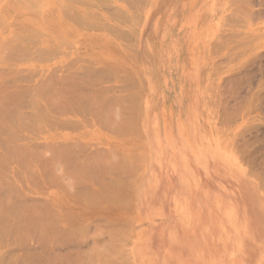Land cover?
Instances as JSON below:
<instances>
[{
  "label": "rangeland",
  "instance_id": "374dc122",
  "mask_svg": "<svg viewBox=\"0 0 264 264\" xmlns=\"http://www.w3.org/2000/svg\"><path fill=\"white\" fill-rule=\"evenodd\" d=\"M22 1L26 3L18 0H0V3H2L0 4V19L4 20V22H1L2 20L0 21V23H2V25H0V42L6 41L5 44H7L5 45L2 43L4 46L2 45L0 47L6 46L5 48H7L9 45L13 44L11 42L15 43L16 37L13 39V36H17V34L14 33L16 31H23L24 34L23 32L19 34L23 37L21 42L25 44V41H30L27 45H34L32 46L33 48L31 47L32 49L28 47L29 49H27V51H32L34 49L35 52H29L30 54L27 53L28 56H25V51V53H22L23 55L25 54L23 56L21 51H19L15 53V57H9L10 59L6 55L4 60H11V62L14 60L12 62L13 65H11V62H6L5 64V62L1 60L3 58L0 59V68L2 67L1 69H3H0V71L6 76L4 77L0 74V83L2 84H0V92L4 93L5 91V94H7V92H11L17 87L30 85L26 88L30 87L29 89H32V85H35L34 88L39 89L38 92L42 93L40 90L45 86V84L42 83L44 81L42 80L43 78L46 80L50 79L51 82L52 79L53 82L57 80V84H53V82L46 83V85L51 83L52 87H50L51 84L49 86L47 85L48 88L45 86L47 88L45 89L44 87V91L46 90L45 94L42 93L43 96L41 94L36 96V101L38 103L37 107L28 103L19 108L22 116H25L24 113L28 114V117L25 116L26 118H24H28V122L32 123V126L20 128L19 134L21 135L23 132L24 134L22 133L21 136L26 135V138L28 136L27 140L26 138L22 139L21 143H27L28 148L34 145V149L32 147V150L31 148L29 149V152L30 150L31 152L34 151V154L28 152V156H35V152L41 151L40 153L42 155L37 153L35 158H38L39 155V158L41 157L43 160L38 158L39 160L36 161L37 159L32 156L31 159L34 162L27 156L31 163L28 162L27 157L25 158L28 164L24 159H21L20 163L19 160L17 162L16 158L15 161L17 163L13 158L11 159L13 162L9 160V165L7 164L8 166H6L10 171H8L9 169H5L6 166L4 168V170L8 172V176L2 173L3 176L1 177H4V179L6 178L5 182L8 181L7 185H9L10 188L6 187L5 189L4 186L0 194H4L5 196V193L11 190L12 192H8L7 195L12 196V193L16 192L13 194V196H16L13 201L16 200L14 202L27 205L28 208L33 204L39 206L46 205L44 207L40 206L42 208H39V206L36 207V205V208L30 207L29 209L31 210L34 208L32 211L30 210V213L29 209L25 206L26 211L24 214L19 211L15 215H12L13 218H10V220L12 219L11 233L9 232L4 239L0 240V259L3 258V261L0 260V264H264V1L250 0L252 2L250 3L249 0H147L146 3L150 1L149 5L145 4V7L142 6V8H144L139 11L125 0H33L34 3L36 2V6H32L33 2L29 0ZM103 2L107 4L105 5ZM108 3L110 4L109 7ZM60 4L61 7L59 6ZM101 4L103 6H100ZM64 5H66V8L69 5L70 7L72 6V8L76 7L75 9L77 10L75 11L82 14L79 15V22L78 19H76L77 16L73 14V12H75L74 8L72 9L73 12H70L72 11L71 8H67L68 10L65 8L63 13ZM236 6H238L237 9ZM243 7H245L244 9L246 11L248 8L249 11L248 14L246 13L247 15H245ZM1 8L3 10H1ZM31 9L35 11H31ZM121 9L123 13L126 10L125 12H127V15L125 13L123 14ZM241 9H243L242 12H240ZM93 10L94 13H91ZM118 11H120L122 16H126V18L129 16V18H125V21L121 18V14H118ZM67 12H70L69 16L71 17L65 16L68 15ZM233 12L236 13L237 17H242L241 19L238 17L241 20L237 22L238 24L236 20L232 21L233 18L231 21L229 19L230 15L231 17L234 16ZM75 13L78 14L77 12ZM110 13H112V15L114 14L113 17ZM249 13L251 14L249 15ZM108 14L110 15L108 16ZM115 14L120 17L121 21L116 19L117 16H115ZM96 15L97 17L98 15L102 17L103 20L102 18L99 20L100 17H98L99 19L95 18ZM136 15H139L138 18ZM86 16L88 17V23L86 22ZM72 17H75L74 20H76L77 23L74 22L73 19H70ZM133 18H137L134 23L131 21ZM96 19L101 22L95 21ZM105 20L108 25L105 24ZM98 23L106 27L102 25L99 26ZM227 23H233V25ZM81 24L86 26V28L81 27ZM118 25L119 27H117ZM88 26L89 28H87ZM115 26L117 29H115ZM27 27L30 30L27 29ZM32 27L38 30V32L35 30L33 32V29L31 30ZM132 29H135V36L130 34L132 38H134L132 39L130 37V42L133 45H128L129 39L125 40L122 36ZM111 30L113 31L111 32ZM228 30L230 33L233 32V34H227ZM39 31L42 33H39ZM242 31H244V33H240ZM32 32L34 34L37 33L36 36L33 35ZM234 32L237 36L234 35ZM38 33L42 35L40 36ZM119 33H121L122 36H120L121 34L119 35ZM228 38H231V41ZM3 39L5 41H2ZM12 39L13 41H9ZM32 39L33 42L31 41ZM34 41H37V43L35 44ZM224 41H227V43ZM245 41H248V44ZM109 44H111L112 47ZM37 45L38 47H43V49L46 48L52 51L53 48L57 51L55 52L53 50L55 54H51L50 51L46 52V49H44L45 51L42 52L43 54L40 56L41 60L38 54L40 53L41 55L43 49H38ZM249 45L250 48H248ZM113 47H115V50L112 49ZM5 48L1 51L3 52L1 54L5 55L8 53L9 55V52H7L9 51L8 48L6 50ZM242 49H244L243 53H241ZM0 50H2V48H0ZM5 51L6 53H4ZM37 51L40 52L37 54ZM45 53L50 54L46 55ZM76 58L77 60H74ZM87 59L88 61H86ZM89 63L91 64L89 65ZM111 66L116 67V69H111ZM108 67L110 69H107ZM9 68L11 69L9 71L14 73L13 75L7 70ZM87 68H90L89 73H91V77L87 74ZM96 68L101 70V72L103 71L102 73H104L105 76L102 77L104 74L100 75L101 73H97L100 71ZM31 70H34V72L32 73ZM112 70L117 71L118 75ZM118 70H120V72ZM85 72L86 75H84L83 79V74H85ZM50 73L53 74L51 75ZM32 74L34 75L33 77ZM48 74L53 77L47 79L46 76L49 77ZM113 74L116 76L114 77ZM27 75L30 77L29 79L26 77ZM131 75L133 79L130 77ZM92 76L98 77L97 79L100 80L99 84L98 80L94 77L93 79ZM110 76L113 77V79ZM121 76H123L122 79L120 78ZM125 76L126 78L123 82ZM127 76L130 77V80L132 79V84H136L135 87L133 86L134 88L127 87L132 85L130 80L127 79ZM14 80L16 82H14ZM46 80L44 82H46ZM126 80L128 82L127 84ZM38 82H41V86H39L40 84ZM37 83L38 88L36 86ZM42 84L44 85L42 86ZM16 85L17 87L14 88ZM74 85L75 88H73ZM93 85H95V87ZM80 87L82 88L81 90L79 89ZM104 87L106 89H104ZM120 87H122L123 90ZM34 88L33 91H36ZM50 88H52L51 91ZM67 88H69V90L71 89L70 92ZM48 89L52 92L54 97H59V103L67 102L66 104L62 103V105L66 106V108L67 106L73 108V110L71 107V109L67 108V111L63 110V113L62 110H58L61 111V114L60 112H58V114L52 111L51 115L54 114L57 116L52 117L50 122L48 118L37 119V117H35L41 113L40 109L44 108V106L49 103V98L46 97L48 96L46 95ZM59 89L63 90L59 91ZM66 90L69 93L74 90L77 93L88 94L89 98L94 95L95 97H97V95H103L105 101L103 98L101 99L100 96L98 97H100L103 102H107L108 100V103H106L107 107L109 104L112 106L111 101H113L114 98L116 101V96L118 97L119 95V97H121V94L123 95V93L126 94L127 91H133V93L136 94L135 100H137L136 105L138 107H134L135 104L133 105L134 108L132 107L133 112L130 120L133 124L137 121L136 125L132 124L133 128L136 127V130H128V132L130 131V134H128L126 133L127 130L122 129L126 134L123 135L124 132L121 131L123 134L120 132L122 135H118V131H120L121 128L117 129L119 128L117 127V123L118 121H123L120 119L123 116H115L113 114H117V112L115 113L114 110H111L113 112L112 114L111 111L108 110V112H110L106 113L108 118L111 116L114 117V120L106 118V114L104 118L110 120L112 123H116V130H114L115 124H113V131L110 132L111 129L109 128H111V126L109 124L111 122L107 123L106 120L102 121L103 116H100L102 113H99L104 110L107 111L106 109H101V105L103 106L104 104L103 102V104L100 102L101 104L99 105V103H96L97 99L95 98L94 100V98L91 97L90 102L93 101L96 105H99L96 108L101 111H97L96 108L95 110L97 112H95V110L91 111L89 105L85 106L84 109V106L81 104V107L78 105L79 107L77 109L75 108L76 111L83 107L80 113H84V110L86 112L84 115L83 113L79 114V112L74 111V107H76L74 105L79 102H76V100L74 102L73 100H69L68 97H70L71 94L66 93ZM106 90L109 92H106ZM63 91L66 94H64ZM114 93L115 96L113 98ZM104 94L106 95L104 96ZM125 94L123 95V97L125 96V101L124 98L123 101L129 105L130 102L126 99L127 95L130 93H127V95ZM118 100L122 101V97ZM68 102H70L69 105ZM90 102L89 104L96 106L94 103ZM115 103L113 104L117 107L113 106V108L116 109L120 105V102H118L119 104ZM124 103L120 106L121 108L126 107L127 104L123 105ZM93 105H90L92 109H94ZM110 107L108 109H112V107ZM93 111L95 114L98 113L96 119L95 116H92V113H94ZM115 111H117V109ZM135 112H137V114H133ZM32 113L36 119L32 117L33 115L31 116ZM29 114L31 120L29 119ZM97 117L101 122L97 120ZM133 117L137 118V120H134ZM70 120L74 123L78 122V124H70ZM66 122H68V124L65 125L66 127L61 126ZM104 122L110 127L106 126L102 128L101 126H105ZM60 123L64 124L60 125ZM101 123L102 125L100 126ZM119 124H121V122ZM68 126H70V128ZM40 130L45 131L41 132ZM112 132L118 133V136ZM35 133H38V135ZM128 138L130 139L128 140ZM36 142H38L39 145L36 146ZM40 142H45V147L42 146ZM72 142H76L75 145H77V148L74 144H69L70 148L65 147V154L64 152L60 153L54 150V154L51 152L52 154L50 155L51 149L49 147L55 149V146L61 145V147L63 146L64 148L65 143ZM71 146L75 149L73 148L71 150ZM83 146L90 147L84 148ZM36 147H38L39 151H36ZM40 147L44 148V150H48L47 148H49V150L46 152L43 151L45 152V154H43V149L40 150ZM123 147H126L124 148L125 151ZM69 149L71 152L74 151L72 153L70 151L66 152ZM102 149L106 150L103 151ZM115 149L117 151L119 149L120 151L118 155L119 158L117 157V159L122 160L118 161L115 157L117 155L115 154L114 156L113 152L117 153ZM80 150H82L83 153ZM96 150L98 154H93L95 152L97 153ZM131 150L132 152L130 153L129 151ZM77 151L80 153L78 154ZM88 151H91L90 155H93V159L95 157L94 155H104L105 159L99 156V160L102 162L106 161V167H110L111 164L109 163L112 162V164L116 163L113 164V168L114 166L117 167V169L115 168L117 172H120L119 170L130 171L129 174L126 171V179L133 174L132 177L128 179L129 181L133 180L134 183L133 181L129 182V184L131 183L129 186V184L124 183L128 182L121 177L124 172L122 173L121 171L120 173L122 174L120 176V173L118 174L114 171L117 177L118 175L120 177H118V179L116 178V180L121 181L123 186L125 185V188L122 187L121 190L122 196H126L123 197L124 199L126 198L125 200L118 199L117 201L114 197L108 196L107 198L110 197L114 200L109 199V202L104 199L103 201L105 202L99 200V202L103 203L101 206L100 203L97 207H94L95 205L90 206L82 204L83 202H80L82 205L78 204L79 198L77 199V197L80 195L74 193L73 196L72 193L84 191V189H81L82 185L85 189L86 187H90L91 189H87L92 190L93 188L94 190L95 188V190H97L101 188L100 186L104 182H108V179L110 183V178L116 177L111 170L110 174H108L109 170H107L108 173L106 170H103L105 177L102 172V175L98 172L97 176H93L92 179V175H96V173L91 172V164L93 163L95 168L96 166H101V168H103L102 164L105 163H101V161L99 162V160L96 159V161L93 159L91 161L92 155L90 156ZM110 151L111 153L109 154H111L110 157H113L112 160L108 158L109 154L106 153ZM121 152L122 155L124 154L123 157L120 156ZM57 153L60 155L58 156ZM67 153H71L70 155L68 154L70 157L67 156ZM125 153L128 154L125 155ZM135 153H137V155ZM46 154L50 157L55 154L57 156L55 155V158H52V160ZM83 154H87L85 155L86 157L89 155L88 158L91 157L89 160L91 164L88 162L90 164L88 165V158L86 162H84L86 158H82L84 160L81 163H83V165L87 163L86 165H88V167L84 165L83 168L82 164H79V167L85 170H83L85 172H83V174L82 170L81 172L77 170L83 175L81 176L74 166L77 164L75 161L79 163L78 157ZM128 155L132 157L129 158ZM71 156L76 158L72 157L71 160ZM124 156L128 157L130 162L127 161ZM133 156H138V159ZM46 157H48V160H51V164L47 163L48 160H45ZM58 159H64L65 161L63 160V162L65 165L69 164L68 166L73 167L77 173L72 170V167L66 168L67 165L64 166L66 169L74 172V178H70V173L68 172L71 171L62 168L63 165L61 164L62 166H60V163L63 162ZM82 159H80V161H82ZM66 160L73 161L72 163L74 165ZM107 160H110V162ZM134 161L135 163H133V165L135 166L131 164ZM23 162L27 165H23ZM96 162L101 164L97 165ZM107 162L109 163L107 164ZM121 164L124 166L122 167ZM40 165L42 166L40 167ZM118 165H121V168L119 167L118 169ZM17 168L19 171H17ZM34 168H36V171H33ZM40 168L43 169L41 170ZM25 169L28 171L32 169L34 173L32 171L28 173ZM58 169L60 172H58ZM44 170L47 173H44ZM49 171L52 175L51 177H49ZM130 173L132 174L130 175ZM45 174L47 177H45ZM85 174H87V176L90 175V181L88 177H84ZM54 175L56 176L54 182L60 184L58 186L55 185L56 183L50 184L52 180H54ZM98 175L102 179L105 178L102 184L98 182ZM75 176H77V179ZM78 176L81 179L83 178L85 182L79 180ZM34 177L39 181L38 184L35 181L36 179L33 182ZM67 178H70L71 182L75 181L76 184L73 182L74 185L80 187L75 186L76 191L74 190L75 188H73L74 185L71 187L72 189L68 188L72 185L70 184V186H68L69 182ZM48 179H50V183ZM102 179H100V181H102ZM63 180L64 182H62ZM93 181L96 182L93 183ZM1 183L3 184L4 181L2 180ZM4 184L6 185V183ZM97 184H101L99 188ZM105 184L106 183H104V185ZM65 187H67V189ZM7 189L9 190L7 191ZM79 189L80 191H78ZM19 191L20 193L17 194ZM19 195H22L20 196L21 198ZM27 195H30V198L27 197ZM71 196L72 202H70ZM7 197L8 196H6V198ZM41 197L42 199H40ZM8 198L9 200L12 199V197L11 199L10 197ZM39 199L40 201L38 202ZM123 201L125 202L123 203ZM47 202L51 205H49L50 209L49 206H47ZM73 202H77V205ZM115 204L117 207L114 206ZM64 207L67 210H63L62 208ZM68 207L70 210L72 209L71 211H73L74 208L76 210L74 209V212H71L68 210ZM104 207H107V209ZM37 208L43 212L45 210L46 213L44 214H47V217H51L52 219L53 217L55 219L57 217L58 221L59 217L61 216L60 219H62L64 217L62 215H67V212L70 215L73 214L72 217H67L68 215L64 217L66 222L71 221V218L79 222V217H76V215L79 216L81 213H87V216H83L82 214L84 217L82 225H87V230L85 231L84 229L82 232L79 230L81 233L79 235L75 231L76 234L73 232L75 235H78L79 238H82V240L84 238V240L77 239L74 234L70 237V240H68L69 238L66 240L63 239L65 237L60 238V236L56 235L54 232L57 231L56 228H59L58 226L54 228V233L49 232V234L54 235L50 237L46 235L48 238L44 236L46 238H44V241L47 242L43 243L40 237H37L38 234L34 233V230H31L29 233L28 227H26L27 230L23 228L21 222H19L18 226L14 224L15 218L18 216L20 218H17V220H22L24 223V220H27L30 214L31 217L35 219V216L38 214H43V212H39ZM56 208H58V210ZM84 208L86 209L83 210ZM94 208H98L96 209L97 211H94ZM113 208L119 209V213L115 212L117 210ZM22 209L21 211L23 212ZM89 209L91 211L93 210V215L90 213L91 211H89ZM36 210H38V214L35 212ZM103 210L104 212H102ZM33 211L34 213L32 214ZM105 211L107 213L109 212V214L107 215ZM110 212H112V214ZM53 214L55 216H53ZM16 215L17 217H15ZM109 216L112 218L111 220L109 219V221L118 219V221L115 220L114 223L117 229V233H114L119 235L116 239L119 240L123 238V243L120 242L122 240L118 242V244H122V246L120 244L119 248V252L122 250V254H120L121 252L118 253L115 251L114 253L119 255L116 254V256L113 257L107 253L113 245L111 244L108 247L109 250H106L107 248L104 247V243L102 244V241H106L109 237V235L107 236L106 234L110 228L105 227V223L107 224ZM113 218L115 219L113 220ZM96 220L97 222H95ZM26 223L28 222L26 221L25 225ZM13 226L16 228L20 227L16 229L15 227L13 228ZM16 230L19 233H17ZM50 230L53 229L50 228ZM24 231L25 234H23ZM47 231L44 233L47 234ZM26 232H28V234ZM104 232L106 234H102ZM100 233L103 236L100 235ZM82 234H84V236ZM120 234L123 235L121 236ZM97 235L101 238L103 237V239H100V237L98 238ZM116 236L117 235H114V237ZM56 238L57 240H54ZM62 239L66 242L64 243ZM114 239L115 238L109 237L107 241L113 240L114 242ZM94 241H97L96 244ZM113 242L111 241V243ZM97 245L99 246L97 247ZM116 246L114 245L113 247L115 248ZM116 248L114 250H116ZM98 251H100V253ZM111 253L114 255L113 250L109 254ZM53 255L57 257H54L57 260L53 259ZM106 255L110 257L108 258Z\"/></svg>",
  "mask_w": 264,
  "mask_h": 264
},
{
  "label": "bare ground",
  "instance_id": "6f19581e",
  "mask_svg": "<svg viewBox=\"0 0 264 264\" xmlns=\"http://www.w3.org/2000/svg\"><path fill=\"white\" fill-rule=\"evenodd\" d=\"M18 1H20V2H25V1H22V0H18ZM29 1L33 2V3H32V6H33V5L36 6V4H35L36 2L34 3L33 0H29ZM35 1H36V0H35ZM72 1H74V0H72ZM87 1H88V0H87ZM99 1H100V0H99ZM99 1H98V2H99ZM104 1H107V0H104ZM108 1H109V0H108ZM125 1H127L128 4L132 5V6H133L134 8H136V10H138V11L141 10V9H143V8L145 7V4H148V5H149V3H150V1H149V3H148V2L146 3L147 0H125ZM151 1H152V0H151ZM251 1H253V0H251ZM251 1L249 0L250 3H252ZM258 1H259V0H258ZM263 1H264V0H263ZM263 1H262V2H263ZM25 3H26V2H25ZM29 3H30V2H29ZM96 3H97V2H96ZM103 3H104V2H103ZM233 3H234V2H233ZM241 3H242V2H241ZM253 3H255V2H253ZM0 4H2V3H0ZM79 4H80V3H79ZM104 4L106 5L107 3H104ZM108 4H109V3H108ZM143 4H144V5H143ZM25 5H26V4H25ZM85 5H87V4H85ZM98 5H99V4H98ZM45 6H46V5H45ZM59 6L61 7V4H60ZM88 6H89V5H88ZM100 6H103V5L101 4ZM109 6H110V4L108 5V7H109ZM142 6H144V7L142 8ZM239 6H240V4H239ZM10 7H12V6H10ZM10 7H9V8H10ZM86 7H87V6H86ZM89 7H90V6H89ZM104 7H106V6H104ZM237 7H238V6H236V9H237ZM65 8H66V5L63 6V13H64ZM67 8H68V9L71 8V10L74 8V11L77 10V9H75L76 7H73V8H72V6L70 7V5H69ZM67 8H66V9H67ZM239 8H240V7H239ZM239 8H238V9H239ZM244 8H245V7H243V9H244ZM246 8H247V7H246ZM68 9H67V10H68ZM115 9H116V8H115ZM243 9H241L240 12H242ZM249 9H250V7H249ZM1 10H3V9L1 8ZM9 10H10V9H9ZM32 10H34V9H31V11H32ZM89 10H91V9H89ZM89 10H88V11H89ZM244 10H245V9H244ZM257 10H258V9H257ZM34 11H35V10H34ZM39 11H40V10H39ZM121 11H122V9H121ZM125 11H126V10H125ZM125 11H124V13L126 14L127 12H125ZM132 11H133V10H132ZM245 11H246V10H245ZM245 11H244V13H245V15H247V14H248V11H249L248 8H247V11H246V12H245ZM0 12H1V11H0ZM11 12H12V10H11ZM70 12H73V10L70 11ZM70 12H69V13H70ZM75 12H77L78 14H76ZM75 12H73V14H75V15L77 16L76 19H78V22H79V18H80L79 15H82V14H80V12H78V11H75ZM89 12H90V11H89ZM116 12H117V11H116ZM116 12H115V13H116ZM133 12H134V11H133ZM67 13H68V12H67ZM69 13H68V15H65V16L71 17V16H69ZM87 13H88V12H87ZM91 13H94V10H93V12L91 11ZM122 13H123V11H122ZM124 13H123V14H124ZM233 13H234V16H233V17H231V15H230V18H229L230 21H231L232 18H233L232 21L236 20V23L239 22V21H241L240 19H241L242 17L240 18V17L238 16V17L240 18V19H239V18L237 17L236 13H235V12H233ZM244 13H242V14H244ZM246 13H247V14H246ZM83 14H84V11H83ZM88 14H90V13H88ZM96 14H99V13H96ZM110 14L112 15V13H110ZM110 14H108V16H109ZM118 14H121L120 11H118ZM135 14H136V13H135ZM138 14H139V13H138ZM231 14H232V13H231ZM250 14H251V13H249V15H250ZM75 15H74V16H75ZM91 15H95V14H91ZM100 15H101V14H100ZM113 15H114V14H113ZM113 15H112V17H113ZM126 15H127V14H126ZM128 15H129V14H128ZM232 15H233V14H232ZM249 15H248V16H249ZM18 16H19V15H18ZM18 16H17V17H18ZM76 16H75V17H76ZM115 16H117V15L115 14ZM136 16H137V15H136ZM138 16H139V15H138ZM138 16H137V18H138ZM235 16H236V17H235ZM242 16H243V15H242ZM75 17H72V18H70V19H71V20H72V19L74 20ZM82 17H83V16H82ZM93 17H95V16H93ZM98 17H100V16L98 15ZM98 17H97V15H96L95 18H98ZM123 17H124V18H123ZM127 17L129 18V16H127ZM1 18H2V17H1ZM84 18H85V14H84ZM84 18H83V19H84ZM86 18H87V19H86V22H87L88 17L86 16ZM101 18H102V17H100V19H99V18H98V19L101 20ZM110 18H111V16H110ZM114 18H116V17H114ZM121 18L125 20L126 16H122V14H121ZM128 18H126V19H128ZM137 18H136V19L133 18L131 21H133V23H134V22L137 20ZM234 18H238V19H234ZM245 18H246V17H245ZM17 19H18V18H17ZM68 19H69V18H68ZM83 19H81V20H83ZM116 19H117V20H120V17L117 16ZM1 20H2V19H0V21H1ZM99 20L96 19L95 21H99ZM102 20H103V18H102ZM237 20H238V21H237ZM105 21H106V20H105ZM120 21H121V20H120ZM125 21H126V20H125ZM129 21H130V19H129ZM242 21H243V20H242ZM1 22H4V20H2ZM21 22H22V21H21ZM21 22H20V24H21ZM74 22L77 23L76 20H74ZM89 22H90V21H89ZM99 22H101V21H99ZM102 22H103V21H102ZM127 22H128V20H127ZM227 22H228V21H227ZM243 22H244V21H243ZM24 23H25V22H24ZM83 23H84V22H83ZM87 23H88V22H87ZM91 23H92V21H91ZM91 23H90V24H91ZM95 23H96V22H95ZM103 23H104V22H103ZM106 23H107V21L105 22V24H106ZM108 23H109V22H108ZM117 23H118V22H117ZM129 23H130V22H129ZM14 24H15V23H14ZM16 24H19V23H16ZM25 24H26V23H25ZM84 24H86V23H84ZM90 24H88V25H90ZM109 24H110V23H109ZM124 24H125V23H124ZM227 24H231V23H227ZM237 24H238V23H237ZM239 24H240V23H239ZM0 25H2V23H0ZM21 25H22V24H21ZM27 25H30V24H27ZM86 25H87V24H86ZM95 25H96V24H95ZM95 25H94V26H95ZM98 25H99V23H98ZM101 25H102V24H101ZM101 25H99V26H101ZM106 25H108V24H106ZM111 25H112V24H111ZM128 25H129V24H128ZM231 25H233V23H232ZM241 25H242V24H241ZM80 26L86 28V26H84V25H82V24H81ZM90 26H91V25H90ZM94 26H93V27H94ZM96 26H97V25H96ZM99 26H98V27H99ZM102 26H104V25H102ZM12 27H13V26H12ZM12 27H11V29H12ZM19 27H20V26H19ZM98 27H97V28H98ZM104 27H106V26H104ZM115 27H116V26H115ZM117 27H119V25H118ZM117 27H116L115 29H117ZM120 27H121V25H120ZM87 28H89V26H88ZM99 28H100V27H99ZM101 28H102V27H101ZM108 28H109V26H108ZM121 28H122V27H121ZM27 29H29V28L27 27ZM27 29H26V30H27ZM32 29H33V32H34V30L38 32V30H36L35 28L32 27L31 30H32ZM95 29H96V28H95ZM105 29H106V28H105ZM111 29H112V28H111ZM126 29H127V28H126ZM13 30H14V29H13ZM29 30H30V29H29ZM29 30H27V31H29ZM107 30L110 31L109 29H107ZM113 30H114V29H113ZM113 30H111V32H112ZM6 31H7V29H6ZM10 31H12V30H10ZM17 32H19V33H17ZM20 32H21V31H16V32L14 33V34H17V36H16V35L13 36V39L16 37V38H15V39H16V40H15V43H14V42H11V43H13V44H11V45H9V47H7L8 50H9V51H7V52H9V55H8V53H6V51L4 52V53H6L5 55L1 54V53H3V52H1V51H3L4 48H5L6 46H5V47H0V48H2V50H0V59L3 58V59H1V60H3V62H5V64H6V62H11V60H8V61H5V60H4V58H5L6 55L8 56V58H9V57H12V56L15 57V56H14L15 53H18L19 51H21V54H22V53H25V51H26V55H25V54H24V55H25V56H28L27 53H29V52L32 53V51H34V49H33L32 51H29V50L27 51V49H29V48L32 49V48H33L32 46H33L34 44L32 43V44H33L32 46L27 45V44L30 43V41H28V40H27L28 42L25 41V42H24L25 44H23V43L21 42V41L23 40V37H22L21 35H19ZM22 32H23V31H22ZM22 32H21V33H22ZM33 32H32V33H33ZM116 32H117V31H116ZM238 32H239V31H238ZM10 33H11V32H10ZM28 33H30V32H28ZM28 33H27V35H28ZM35 33H36V32H35ZM39 33H42V32L39 31ZM39 33H38V35L41 36L42 34H39ZM134 33H135V29H132L131 31L129 30L127 33H125L124 36H122L121 33H119V35L121 34L120 36H122V38H125V40L129 39V41H128V42H129L128 45H130V44H132V43L130 42V39L132 38V36H131L130 34H133V35L135 36ZM236 33H237V31H236ZM236 33L234 32V35H235V36H237ZM240 33H244V31H242V32H240ZM245 33H246V32H245ZM23 34H24V32H23ZM36 34H37V33H36ZM36 34L33 33V35H35V36H36ZM114 34H115V36H116L115 31H114ZM117 34H118V33H117ZM225 34H226V33H225ZM227 34L231 35V34H233V32L230 33L229 30H228ZM25 35H26V34H25ZM30 35H31V34H30ZM129 35H130V36H129ZM238 35H239V33H238ZM248 35H249V34H248ZM117 36H118V35H117ZM223 36H225V35H223ZM226 36H227V35H226ZM33 37H34V36H33ZM33 37H32V38H33ZM37 37H39V36H37ZM98 37H99V36H98ZM130 37H131V38H130ZM243 37H244V36H243ZM246 37H248V36H246ZM246 37H245V38H246ZM10 38H12V37H10ZM13 39H12V40H9V41H13ZM34 39H35V38H34ZM132 39H134V38H132ZM228 39L231 41V38H228ZM29 40H30V39H29ZM67 40H68V39H67ZM219 40H220V39H219ZM224 40H225V39H224ZM229 40H228V41H229ZM252 40H253V39H252ZM252 40H251V41H252ZM2 41H5V40L3 39ZM31 41L33 42V39H32ZM5 42H6V41H5ZM5 42H2V43L5 44ZM16 42H17V43H16ZM224 42L227 43V41H224ZM245 42L247 43L248 41H245ZM245 42H243V43H245ZM249 42H250V41H249ZM2 43L0 42V46H2V45L4 46V44H2ZM34 43L36 44L37 41H34ZM63 43H64V42H63ZM108 43H109V42H108ZM243 43H242V44H243ZM247 44H248V43H247ZM5 45H7V44H5ZM109 45H111V44H109ZM132 45H133V44H132ZM215 45H217V44H215ZM250 45H251V44H250ZM250 45L248 46V48H250ZM51 46H52V45H51ZM226 46H227V45H226ZM251 46H252V45H251ZM28 47H29V48H28ZM31 47H32V48H31ZM52 47H53V46H52ZM57 47H58V46H57ZM111 47H112V45H111ZM235 47H237V46H235ZM235 47H233V48H235ZM245 47H247V46H245ZM7 48H5V50H6ZM37 48H38V49H39V48H40V49H43V47H38V45H37ZM37 48H36V49H37ZM114 48H115V47H113L112 49H114ZM127 48H128V47H127ZM230 48H231V47H230ZM248 48H247V49H248ZM38 49H37V50H38ZM44 49H46V48H44ZM44 49H43V51H41V55H40V53H39L40 51H39V52L37 51V54L39 53L38 55H39V58H40V59H41L40 56H42V54H43L42 52L45 51ZM53 50H54V49L52 48V51H53ZM114 50H115V49H114ZM22 51H23V52H22ZM47 51L49 52L50 50L46 49V52H47ZM52 51H50V53H51V54H55V52H56L57 50H56V51L54 50L55 52H54V51L52 52ZM34 52H35V51H34ZM243 52H244V49H242V52H241V53H243ZM50 53H48V54L45 53V54H46V55H49ZM237 53H238V52H237ZM29 54H30V53H29ZM56 54H57V53H56ZM231 54H232V53H231ZM2 55H3L4 57H3ZM22 55H23V54H22ZM24 55H23V56H24ZM239 55H240V54H239ZM239 55H238V56H239ZM17 56H18V55H17ZM30 56H31V55H30ZM36 56H37V55H36ZM43 56H44V55H43ZM19 57H20V56H19ZM32 57H33V56H32ZM50 57H51V56H50ZM33 58H35V57H33ZM39 58H38V61H39ZM116 58H117V57H116ZM9 59H10V58H9ZM251 59H252V58H251ZM1 60H0V63H1ZM6 60H7V59H6ZM21 60H22V59H21ZM41 60H42V59H41ZM74 60H77V58L74 59ZM89 60H90V59H89ZM117 60H118V59H117ZM13 61H14V60H13ZM13 61H12V62H13ZM18 61H19V60H18ZM86 61H88V59H87ZM90 61H91V60H90ZM251 61H252V60H251ZM12 62H11V65H13ZM16 62H17V60H16ZM91 63H92V62H91ZM91 63H89V65H90ZM93 63H94V62H93ZM107 63H108V62H107ZM73 64H75V63H73ZM94 64H95V63H94ZM248 64H249V63H248ZM2 65H3V64H2ZM11 65H10V66H11ZM64 65H65V64H64ZM69 65H70V64H69ZM89 65H88V66H89ZM92 65H93V64H92ZM107 65H108V64H107ZM8 66H9V65H8ZM70 66H71V65H70ZM79 66H80V65H79ZM85 66H86V65H85ZM93 66H94V65H93ZM11 67H12V66H11ZM56 67H57V66H56ZM56 67H55V68H56ZM72 67H73V66H72ZM82 67H83V66H82ZM1 68H2V67H1ZM1 68H0V69H1ZM15 68H16V67H15ZM59 68H60V67H59ZM80 68H81V67H80ZM80 68H79V69H80ZM85 68H86V67H85ZM90 68H91V67H90ZM90 68H89V69L87 68V70H86V71H88L87 74L90 75L89 77H91V73H89V72H90ZM93 68H95V67H93ZM101 68H103V67H101ZM101 68H100V69H101ZM112 68H113V69H116V67L111 66V69H112ZM24 69H25V68H24ZM53 69H54V68H53ZM79 69H78V70H79ZM96 69H97V68H96ZM107 69H110V68L108 67ZM107 69H106V70H107ZM1 70H3V69H1ZM7 70L9 71V70H11V69L9 68V69H7ZM12 70H13V69H12ZM16 70H17V69H16ZM69 70H70V69H69ZM97 70H99V69H97ZM5 71H6V70H5ZM29 71H30V70H29ZM31 71H32V70H31ZM72 71H73V70H72ZM91 71H92V68H91ZM99 71H100V72H97V73H101L100 75L104 74V73H102L103 71H102V72H101V70H99ZM112 71H113V70H112ZM118 71L120 72V70H118ZM0 72H1L0 74H1L2 76H4V75L2 74L3 72H2V71H0ZM9 72L12 73V75L14 74V73L11 72V71H9ZM14 72H15V71H14ZM33 72H34V70L32 71V73H33ZM37 72H38V71H37ZM43 72H44V71H43ZM49 72H50V71H49ZM113 72H115V74L117 73V71H113ZM246 72H247V71H246ZM26 73H27V72H26ZM247 73H248V72H247ZM247 73H246V74H247ZM50 74H51V73H50ZM52 74H53V73H52ZM52 74H51V75H52ZM54 74H56V73H54ZM9 75H10V74H9ZM42 75H43V74H42ZM84 75H86V72H85V74H83V79H84ZM100 75H99V76H100ZM116 75H118V73H117ZM116 75H115V76H116ZM33 76H34V75L32 74V77H33ZM48 76H49V74H48ZM75 76H77V75H75ZM104 76H105V74L102 75V77H104ZM113 76H114V74H113ZM115 76H114V77H115ZM241 76H242V75H241ZM245 76H246V75H245ZM4 77H6V76H4ZM7 77H8V76H7ZM26 77H27L28 79L30 78V77H28V75H27ZM32 77H31V78H32ZM50 77L52 78L53 76H49V77L46 76L47 79H49ZM93 77L96 78V79L98 78V77L92 76V78H93ZM110 77H111V76H110ZM122 77H123V76H121L120 78L122 79ZM130 77L132 78V75H131ZM130 77L127 76V79L130 80ZM92 78H91V79H92ZM94 78H93V79H94ZM108 78H109V77H108ZM111 78L113 79V77H111ZM111 78H110V79H111ZM120 78H119V81H120ZM125 78H126V76L124 77L123 82L125 81ZM7 79H8V78H7ZM104 79H105V78H104ZM104 79H103V80H104ZM132 79H133V78H132ZM132 79L130 80V83H131V84L133 83ZM31 80H32V79H31ZM42 80L45 81L46 79L43 78ZM97 80H98V79H97ZM103 80H102V81H103ZM245 80H246V79H245ZM10 81H11V80H10ZM44 81H43L42 83H44L46 87H47V85H48V84L46 85V83H47V82H51L50 79H49V80H46V82H44ZM56 81H57V80H54V82H53V79H52L53 84H57ZM79 81H80V80H79ZM106 81H107V80H106ZM108 81H109V80H108ZM1 82H2V81H1ZM14 82H16V81L14 80ZM20 82H21V81H20ZM52 82H51V83H52ZM55 82H56V83H55ZM74 82H75V81H74ZM99 82H100V80H98V84H99ZM121 82H122V81H121ZM38 83H39V82H38ZM38 83H37V85H36L37 88H38ZM40 83H41V82H40ZM40 83H39V84H40ZM51 83H49V85H50ZM127 83H128V82H127V80H126V84H127ZM0 84H1V83H0ZM3 84H4V83H3ZM35 84H36V83H35ZM44 84H42V86H43ZM58 84H59V83H58ZM66 84H67V83H66ZM66 84H63V85H66ZM86 84H87V83H86ZM1 85H2V84H1ZM49 85H48V86H49ZM77 85H78V84H77ZM123 85H124V84H123ZM28 86H30V85H28ZM28 86H25V87H24V86H22V87H17V85H16L14 88H16V87H17V88L14 89V90L11 91V92H7V91H6L7 94H5V91H4V90H3L4 93H1V92H0V93H1V94H0V191H1L2 188H4V186H5V189H6V187H7V188H10L9 185H7L8 181L5 182L6 178L4 179V177H1V176H3L2 173H3L4 175H7V174H8V172H6V171L4 170V168H5V166H6L7 164L9 165V160H11V159L13 158L14 161H15V158H16L17 162H18V160H19V163H20L21 159H24V161H25V158L28 156V154L34 152V151L31 152V150H32V148L34 147V145H33V147H32V146H29V148H28V147H27V146H28L27 143H21L22 139H25V138H26V135H23L24 137L21 136L22 133H23L22 131H24V130L21 131V132H22L21 135L19 134V133H20L19 131L21 130L20 128L28 127V126H32V123L28 122V120H27L28 118L25 119V118H26L25 116H27L28 114L24 113V114H25V116H24L25 118L22 116V113L20 112L19 108H21L22 105H24V104H28V103H29V104L31 103L33 106H36V107H37V104H38V103H37V101H36V96H39V94H41V95L43 96V94H45L46 90L44 91V87H45V86H43V88L40 90V91L43 93V94H42V93H39V92H38L39 89H35V88H34L35 85H32V87H33L34 90H36V91H33V88H32V87H31L32 89H29L30 87H29V88H26V87H28ZM39 86H41V84H40ZM54 86H55V85H54ZM66 86H67V85H66ZM69 86H70V85H69ZM93 86L95 87V85H93ZM121 86H122V84H121ZM126 86H127V85H126ZM133 86L135 87L136 84H135V85L132 84L131 86H127V87H130V88H131V87H133ZM23 87H24V88H23ZM46 87H45V89L48 88V87H47V88H46ZM50 87H52V84L50 85ZM78 87H79V86H78ZM94 87H93V89H94ZM124 87H125V86H124ZM134 87H133V88H134ZM39 88H40V87H39ZM53 88H54V87H53ZM69 88H70V87H69ZM69 88H67V89L69 90ZM73 88H75V85L73 86ZM84 88H85V87H84ZM120 88H122V87H120ZM120 88H119V89H120ZM125 88H126V87H125ZM54 89H55V88H54ZM77 89H78V88H77ZM79 89L81 90L82 88L80 87ZM104 89H106V88L104 87ZM104 89H103V90H104ZM112 89H114V88H112ZM1 90H2V89H1ZM51 90H52V88H50V91H51ZM61 90H63V89H59V91H61ZM70 90H71V89H70ZM70 90H69V92H70ZM83 90H84V89H83ZM83 90H82V91H83ZM85 90H86V89H85ZM122 90H123V88H122ZM122 90H120V91H122ZM3 91H2V92H3ZM43 91H44V92H43ZM47 91H48L49 93H48V92H47L48 94L46 93V95H48V96H46V97L49 98V100H48L49 103L46 104V106H44V108H42V109L39 108V109L41 110V111L39 110L41 113H39V115H37V116H35V117H37V119L48 118V120H49V122H50V120H51L52 117H56V116H57V115H54V114L51 115L52 111H53V113H58V112H60V114H61V111H58V110H62V113H63V110L67 111V110H66L67 108H68V109H71L72 107H71V106H67V108H66V106L62 105V103L66 104L67 102H66V103H65V102L59 103V101H58V98H59V97H54V95H52V92H50L49 89H48ZM53 91H54V90H53ZM64 91H65V90H64ZM64 91H63L64 94L69 93V92H67V90H66V93H65ZM86 92H87V91H86ZM106 92H109V91L106 90ZM111 92H112V91H111ZM50 93H51V94H50ZM61 93H62V92H61ZM127 93H130V94L127 95ZM135 93H136V92H135ZM69 94H71L70 97H68L69 100H73V102L76 100V102H79L78 104H75V105H74V106H76V107H74V111H76V109H77L79 106L81 107V104L84 106V109H85V106H88V105H89V107H90L89 109H91V111H92V110H95V108L98 107V106L103 102V101L101 100V99L103 98V95H102V96L97 95V97H95V95H94V96H91V97L94 98V100H95V98L97 99L96 103H99V105H96L95 102L91 101L92 103H94V104L96 105V106H94L93 104H89V102H90V98H91V97L89 98V95H88V94H85V93H77V92H75L74 90L71 91V93H69ZM106 94H107V93H106ZM106 94H104V96H105ZM109 94H110V93H109ZM124 94H125V93H123V95H124ZM107 95H108V94H107ZM123 95H122V94L120 95V96L122 97V101H123V98L125 97V96L123 97ZM125 95H127V99H126V100H127L128 102H130L129 105H128V103H124L125 98H124V101H123V102L120 101V100H118V99L121 98V97H119V95H118L119 98L116 96V101L118 100V101L116 102V101H115V98H114V96H115V93H114V94H113V98H114L113 101H115L116 103L113 102V101H111V102H112V106L109 104V105L112 107V109H108V108L110 107L109 105H108V107H107V104H106V103H108V100H107V102H103L104 104L102 103L103 106L101 105V109H102V110H103V109H106V110H107V111L104 110L105 113H104V111H101V110H99V109L96 108L97 111H101V112H99V113H102V114H100V116H103V117H102L103 119L101 118L102 121H105V120H106L104 117H105V114L108 112V110H110V111H111V110H112V111L114 110L115 113L117 112V114H113V112L111 111V113H112L113 115H115V116H116V115H117V116H123L122 118H120V119L123 120V121H118V123H117V125H118L117 127H119V128H117V129H120V128H121L120 131H118L119 134H118V133H115V132H112V133H115L116 136H118V135H122V134H123L122 132H124V131H122V129H123V130H127L126 133H128V134H130V133H129L130 131H132V130H136V129H135L136 127L133 128V126H132L133 123H131V120H130V119H131V114H132V112H133L132 109H133L134 107H138V106L136 105V104H137V103H136L137 100H135V99H136V97H135L136 94H134L133 91H132V92L127 91ZM62 96H63V95H62ZM98 96H100L101 99H100V97H98ZM108 96H109V95H108ZM110 96H111V95H110ZM40 97H41V96H40ZM44 97H45V95H44ZM138 97H139V96H138ZM138 97H137V98H138ZM38 98H39V97H38ZM51 98H53V99H51ZM54 98H55V99H54ZM98 98H99V99H98ZM117 98H118V99H117ZM64 99H65V97H64ZM37 100H38V99H37ZM100 100H101V101H100ZM103 100H104V98H103ZM109 100H111V99H109ZM104 101H105V100H104ZM76 102H75V103H76ZM91 102H90V103H91ZM100 102H101V103H100ZM118 102H120V105L118 106V108H116L117 111H115L116 109L113 108V106L115 107L116 105H114L113 103L117 104ZM121 102L124 103L123 105L127 104L126 107L121 108V107H120V106L122 105ZM43 103H44V102H43ZM45 103H46V102H45ZM69 104H70V102H68V105H69ZM118 104H119V103H118ZM134 104H135V105H134ZM78 105H79V106H78ZM90 105H93V106H94V109H92ZM133 105H134V107H133ZM70 107H71V108H70ZM111 107H110V108H111ZM116 107H117V106H116ZM132 107H133V108H132ZM34 108H35V107H34ZM75 108H76V109H75ZM82 108H83V107H82ZM82 108H80L81 111H82ZM99 108H100V107H99ZM237 108H238V107H237ZM37 109H38V108H37ZM72 110H73V108H72ZM80 110H78V111H76V112H79V114H82L83 112L80 113V112H81ZM96 110H95V112H97ZM35 111H36V110H35ZM37 111H38V110H37ZM54 111H55V112H54ZM135 111H137V110H135ZM30 112H31V111H30ZM72 112H73V111H72ZM85 112H86V111L84 110V113H85ZM88 112H89V111H88ZM93 112H94V111H93ZM95 112L92 113V116H93V117L95 116V119H96V115H97L98 113L95 114ZM84 113H83V115H84ZM103 113H104V114H103ZM108 113H110V112H108ZM234 113H235V112H234ZM36 114H37V113H36ZM58 114H59V113H58ZM93 114H94V115H93ZM133 114H137V112H135V113H133ZM32 115H33V116H32ZM106 115H107V114H106ZM109 115H111V114H109ZM113 115H112V116H113ZM31 116H32L34 119H36V118L34 117V114H33V113L31 114ZM97 116H98V115H97ZM132 116H133V115H132ZM27 117H28V116H27ZM29 117H30V114H29ZM90 117H91V116H90ZM136 117H137V116H136ZM33 118H32V119H33ZM106 118H108V115L106 116ZM109 118H110V120H112V119L114 120V117L109 116ZM109 118H108V119H109ZM115 118H116V117H115ZM133 118H134V117H133ZM29 119L31 120V117H30ZM34 119H33V120H34ZM53 119H54V118H53ZM69 119H70V118H69ZM98 119H99V118L97 117V120H98ZM101 119H100V120H101ZM54 120H56V119H54ZM110 120H106V122H107V123H110V122H111ZM134 120H137V118H134ZM70 121H71V120H70ZM76 121H77V120H76ZM78 121H79V119H78ZM95 121H96V120H95ZM98 121H99V120H98ZM56 122H57V121H56ZM96 122H97V121H96ZM99 122H101V121H99ZM99 122H98V123H99ZM120 122H121V124H119ZM122 122H123V123H122ZM75 123L78 124V122H75ZM75 123L72 122V121L70 122V124H75ZM81 123H82V122H81ZM102 123H103V122H102ZM102 123L100 124V126L102 125ZM136 123H137V121H136L133 125H136ZM54 124H55V123H54ZM61 124H64V123H60V125H61ZM66 124H68V122H66L64 125H61V126L66 127V126H65ZM113 124H115V125H114L115 127L113 126ZM33 125H34V123H33ZM45 125H46V124H45ZM79 125H81V124H79ZM104 125H105V126H101V127L103 128V127L108 126V125H106L105 122H104ZM109 125L111 126V128H109V129H111L110 132L113 131V130H112L113 127H114V130H116V129H115V128H116V123H112V122H111ZM119 125H120V126H119ZM46 126H47V125H46ZM46 126H45V127H46ZM53 126H54V125H53ZM110 126H108V127H110ZM48 127H49V126H48ZM64 127H63V128H64ZM68 127L70 128V126H68ZM71 127H72V126H71ZM108 127H107V128H108ZM52 128H53V127H52ZM73 128H74V127H73ZM24 129H25V128H24ZM32 129H33V128H32ZM34 129H35V128H34ZM74 129H75V128H74ZM105 129H106V128H105ZM26 130H27V129H26ZM35 130H37V129H35ZM107 130H108V129H107ZM128 130H130V131L128 132ZM40 131H41V130H40ZM42 131H45V130H42ZM42 131H41V132H42ZM46 131H47V130H46ZM108 131H109V130H108ZM121 131H122V132H121ZM120 132H121L122 134H121ZM126 133L124 132L123 135H125ZM23 134H24V133H23ZM33 134H34V133H33ZM35 134L38 135V133H35ZM50 134H51V133H50ZM117 134H118V135H117ZM131 134H133V133H131ZM80 136H81V135H80ZM111 136H112V135H111ZM126 136H127V135H126ZM22 137H23V138H22ZM27 138H28V136H27ZM27 138H26V140H27ZM124 139H125V138H124ZM129 139H130V138H128V140H129ZM131 139H132V137H131ZM134 139H135V138H134ZM109 140H110V139H109ZM78 141H79V140H78ZM122 141H125V140H122ZM126 141H127V140H126ZM28 142H29V140H28ZM34 143H35V141H34ZM34 143H31V144H34ZM36 143H37V144H35L36 146L39 145L38 142H36ZM40 143H42V142H40ZM75 143H76V142L65 143L64 148H63V146L61 147V145L55 146L56 148L52 146V147L55 148V149H52L51 147H49L51 150H53V151L50 150V155L54 152V150H55L56 152H60V153H61V152H64V154H65V151H64V150H65V147H66V148H70L69 144H70V145H71V144H72V145H73V144L75 145ZM44 144H45V142L42 143V146H44ZM61 144H62V143H61ZM66 144H68V145H66ZM120 144H121V142H120ZM40 145H41V144H40ZM62 145H63V144H62ZM68 146H69V147H68ZM75 146H76V148H77V145H75ZM31 147H32V148H31ZM44 147H45V146H44ZM83 147H84V146H83ZM87 147H90V146H87ZM87 147L85 146L84 148H87ZM139 147H140V146H139ZM30 148H31V150H30V152H29V149H30ZM34 148H35V147H34ZM34 148H33V149H34ZM49 148H47V149L49 150ZM73 148H74V147L71 146V150H72ZM118 148H119V146H118ZM124 148H126V147H123V150H124ZM130 148H132V147H130ZM39 149H40V150L43 149L42 152H43V151H45V152L48 151V150H44V148H41V147H40ZM45 149H46V148H45ZM56 149H57L58 151H57ZM74 149H75V148H74ZM82 150L84 151L83 148H82ZM82 150H80V151H82ZM97 150H98V149H97ZM97 150H96V151H97ZM99 150H101V149H99ZM102 150H103V149H102ZM105 150H106V149H105ZM105 150H103V151H105ZM115 150H116V149H115ZM36 151H39V150H38V147H36ZM68 151H70V149L67 150L66 152H68ZM73 151H74V150H73ZM73 151H72V152H73ZM83 151H82V153H83ZM107 151H108V150H107ZM112 151H113V150H112ZM124 151H125V150H124ZM28 152H29V153H28ZM40 152H41V151H39V152H37V153L40 155V154H41ZM45 152H43V154H45ZM51 152H52V153H51ZM70 152H71V151H70ZM72 152H71V153H72ZM77 152H78V154L80 153L79 151H77ZM116 152H117V153H115V152H113V153H114V156H115V154L117 155V156H115L116 159H117V157H118V155H119V153H120L119 149H118V151L116 150ZM129 152L131 153L132 150L129 151ZM133 152H134V151H133ZM142 152H143V151H142ZM37 153L35 152V156H32V155H31V156H32L33 158H35V157L37 156V155H36ZM47 153H48V152H47ZM71 153H70V154H71ZM86 153H87V152H86ZM88 153H89V155H90L91 151H90V152L88 151ZM88 153H87V154H88ZM99 153H100V152H99ZM106 153L109 154V153H111V151H110V152H106ZM33 154H34V153H33ZM48 154H49V153H48ZM53 154H54V153H53ZM68 154H69V153H67V156L70 157V156H69L70 154H69V155H68ZM87 154H85V155H87ZM93 154H98V151H97V153L95 152V153H93ZM127 154H128V153H127ZM127 154L125 153V155H127ZM135 154L137 155V153H135ZM39 155H38V158H39ZM41 155H42V154H41ZM46 155H47V154H46ZM55 155H56V154H55ZM55 155H54V156H55ZM57 155L59 156L60 154L57 153ZM57 155H56V156H57ZM75 155H77V154H75ZM85 155L83 154V155H82L83 157H82V156L78 157V156H79V155H78L77 157H78L79 159H78V158H77V159H78L79 163H78L77 161H75L78 165L76 164V166H74V167L76 168V171H77V170H80V172H81V170H82V174H83V172L85 171V170L83 169V168H84V165H85V167H88V165L91 164V161H92V159H93V155H92V154H91L92 156L90 155V156L92 157V158L90 157V158H91V161H89V160H90V158H88L89 155H88L87 157H86ZM100 155H101V154H99L98 156L94 155L96 158L94 157L93 160H95V159H96V160H99V159L102 158V157H103V159H105V158H104V155H103V156H100ZM105 155H106V154H105ZM110 155H111V154H109L108 158H110V159L112 160L113 157H112V156L110 157ZM123 155H124V154H123ZM123 155H122V152H121L120 156L123 157ZM130 155H131V154H130ZM31 156H28V157H30L29 159H31ZM44 156H45V155H44ZM47 156H48V155H47ZM52 156H53V155H52ZM52 156H51V157L48 156V157H49L50 159L55 158L54 156H53V157H52ZM99 156H100V158H99ZM106 156H107V155H106ZM128 156H129V155H128ZM138 156H141V155H138ZM138 156H137V157H138ZM28 157H27V160H28L29 163H31L30 160L28 159ZM48 157H46V159H45L46 161L48 160ZM60 157H61V156H60ZM72 157H74V156H71V160H72ZM97 157H98V159H97ZM115 157H114V158H115ZM124 157H126V156H124ZM131 157H132V156H131ZM131 157L129 156V158H131ZM133 157H136V156H133ZM137 157H136V158H137ZM17 158H18V159H17ZM38 158H35V159H37L36 161H38L39 159H42V160H43V158H41V157H40L39 159H38ZM44 158H45V157H44ZM57 158H58V157H57ZM61 158H63V157H61ZM74 158H76V157H74ZM82 158H86L84 162H86V160H87V158H88L87 163L89 162L90 164L88 163V165H86V164H87V163H86V164L83 165V163H81V162H83L84 159H82ZM118 158H119V157H118ZM50 159L48 160L47 163H50V164H51V160H50ZM66 159H67V158H66ZM69 159H70V158H69ZM80 159H82V161H80ZM125 159H126L127 161H129L128 157H126ZM137 159H138V158H137ZM140 159H141V158H140ZM31 160H32V159H31ZM45 160H44V161H45ZM52 160H53V159H52ZM55 160H56V159H55ZM58 160H59V159H58ZM63 160H64V159H62V160L60 159L59 161H62V162H63ZM71 160H69V161L66 160V161H68V162L71 164V163L73 162V161L71 162ZM96 160H95V161H96ZM114 160H115V159H114ZM114 160H113V161H114ZM117 160H118V159H117ZM120 160H122V159H120ZM120 160H118V161H120ZM132 160H133V158H132ZM134 160H136V159H134ZM11 161H12V160H11ZM32 161H33V160H32ZM64 161H65V160H64ZM100 161H101V160H99V162H100ZM107 161L110 162V160H107ZM12 162H13V161H12ZM15 162H16V161H15ZM17 162H16V163H17ZM25 162H26V161H25ZM33 162H34V161H33ZM41 162H42V161H41ZM93 162H94V161H93ZM97 162H98V161H97ZM97 162H96V163H97ZM105 162H106V161H103V162L101 161V163H105ZM109 162H107V164H108ZM115 162H116V161H115ZM122 162H124V161H122ZM125 162H126V161H125ZM129 162H130V161H129ZM26 163H27V162H26ZM26 163L23 162V165L25 164V166H26V165L28 164V163H27V164H26ZM42 163H43V162H42ZM47 163H46V164H47ZM59 163H60V162H59ZM80 163L82 164V167H83V168H82V167H79V164H80ZM101 163H100V164H101ZM133 163H135V161L132 162L131 164L133 165ZM21 164H22V163H21ZM32 164H33V163H32ZM38 164H39V162H38ZM61 164H62L63 166H62ZM72 164H73V163H72ZM98 164H99V163H97V165H98ZM100 164H99V165H100ZM109 164H111L110 167H106V163H105V164H102L103 168H101V166H99V167L96 166V168H95V165L92 163V164H91L92 167L90 166V167H91V170H92L91 172L96 173V175H94V174L92 173V174H93V175H92V179H93V176H97V173H98V172H100V174L102 175V173L104 172L103 170H106V172H107V170H109V171H108L109 173L107 172L108 174H110L111 171H112V173L115 171V172L118 173V174L122 171V170H119L120 172H117V170H116L117 167L114 166V168H113V164H116V163H113V164H112V162H110ZM8 165H7V166H8ZM53 165H54V164H53ZM66 165H67V164H66ZM66 165L64 164V162H63V163H60V166H62V168H65L64 166H66ZM68 165H69V164H68ZM68 165H67L66 168H68V167L71 168V167H72V166H68ZM73 165H74V164H73ZM93 165H94V166H93ZM104 165H105V166H104ZM121 165H122V164H121ZM121 165H118V169H119V167H120ZM127 165H128V164H127ZM127 165H126V166H127ZM136 165H137V164H136ZM7 166H6L5 169L8 170L9 168H7ZM41 166H42V165H40V167H41ZM80 166H81V165H80ZM108 166H109V165H108ZM123 166H124V165H122V167H123ZM126 166H125V168H126ZM129 166H130V165H129ZM133 166H135V165H133ZM137 166H138V165H137ZM9 167H10V166H9ZM21 167H22V165H21ZM104 167H105V168H104ZM23 168H24V167H23ZM66 168H65V169H66ZM115 168H116V169H115ZM120 168H121V167H120ZM127 168H129V167H127ZM130 168H131V167H130ZM17 169H18V168H17ZM40 169H41V168H40ZM42 169H43V168H42ZM42 169H41V170H42ZM114 169H115V170H114ZM25 170H27V169H25ZM34 170L36 171V168H34L33 171H34ZM60 170H61V169H60ZM66 170H67V171H71V172H68V173H70V174H69V175H70V178H72V177L74 178V176H73V173H74V172H72V170H74L73 167H72V170H69V169H66ZM83 170H84V171H83ZM110 170H111V171H110ZM4 171H5V172H4ZM8 171H10V169H9ZM17 171H19V169H18ZM27 171H28V170H27ZM30 171H32V169H31ZM30 171H28V173H30ZM33 171H32V172H33ZM67 171H66V172H67ZM74 171H75V170H74ZM76 171H75V172H76ZM126 171H127L128 174H129L130 171L125 170V171H122V173L124 172L123 174L120 173V176H121V174H122L123 176H125V177H123V176H121V177L124 178V180H126V181L128 182V183L124 182L125 184H129V182L133 181V180L129 181V179L132 177L133 174L130 173V175H131V174H132V175H131V176H128V178L130 177L129 179H128V178L126 179V177H127V176H126V173H127ZM58 172H60L59 169H58ZM77 172H78L79 175H81L79 171H77ZM77 172H76V173H77ZM101 172H102V173H101ZM106 172H105V173H106ZM115 172H114L113 174H114L116 177H115V178L111 177L112 179L110 178V180H111L110 183H109V179H108V182H104V181H105V180H104L105 178L102 179V178H100V176L98 175V178H99L98 182H99V183L101 182V184L104 182V183H106L107 185H106V184L104 185V183H103L102 185L99 184V185H101V186H100L101 188H99V185L97 184V185H98V188H99V189H97V190H95V188H94V190H93V188H92L93 191H92V190H89V189H91L90 187H86V189H85V187L82 185L83 188L81 187V189H82V190L84 189V191L77 192V191H76V187H77L78 185H74L75 181H72V182H71V181H70V178H67V181L69 182V185H68V186H70V184H71L72 186H70V187H68V188L72 189L71 187H73V185H74L73 188H75L74 190H75L76 192H73L72 195L75 193L76 195H80V196L82 197V198H81L80 196H78V197L76 196L77 199L79 198V199H78V200H79L78 204H81V203L83 202L82 204H87V205H90V206L95 205L94 207H97V205H98L99 203H100V206H101V204H103V203L99 202V200H102V201H103V199H104V200H107V201L109 202V201H110L109 199H113V198H110V197H114V199L117 200V201H118V199H119V200H125L126 198H125V199L123 198L125 195L122 196V194H121L122 187H124L125 185L123 186V184H122L121 181L116 180V178L118 179L119 175H118V177H117V174H115ZM20 173H21V172H20ZM28 173H27V174H28ZM33 173H34V172H33ZM38 173H39V171H38ZM44 173H47V172H45V170H44ZM55 173H56V172H55ZM71 173H72V174H71ZM84 173H85V172H84ZM107 173H106V174H107ZM133 173H134V171H133ZM48 174H49V177L52 176V175L50 174V171H49ZM55 175H56V174H55ZM55 175H54V178L52 177V178L54 179V180H52V182L50 181V179H48L49 181H48V180H47V181H48L49 183L51 182V183H50L51 185H52V183H56L55 185L58 186V185H60V184H57L58 182H54V181L56 180V176H57V175H56V176H55ZM69 175H68V176H69ZM7 176H8V175H7ZM19 176H21V175H19ZM22 176H23V175H22ZM38 176H39V175H38ZM81 176H83V175H81ZM85 176L88 177V179H89V181H90V178H91V177H89L90 175L87 176V174H85L84 177H85ZM103 176L105 177V174H104V173H103ZM106 176H108V175H106ZM111 176H112V175H111ZM134 176H135V175H134ZM36 177H37V176H36ZM36 177L33 178V182H34V180L36 179L35 181H36L37 184H38L39 181H37V178H36ZM45 177H47L46 174H45ZM75 177H76V179H77V176H75ZM101 177H102V176H101ZM64 178H65V177H64ZM98 178H97V179H98ZM119 178H120V177H119ZM1 179L4 181V183H6V185H5L4 183H3V184L1 183V181H2ZM68 179H69V180H68ZM78 179H79V180H83V178L81 179V178H79V176H78ZM100 179H102V181H100ZM114 179H115V180H114ZM8 180H9V179H8ZM64 180H65V179H64ZM64 180H63L62 182H64ZM103 180H104V181H103ZM134 180H135V179H134ZM58 181H59V180H58ZM60 181H61V180H60ZM96 181H97V180H96ZM96 181H95V182H96ZM36 182H35V183H36ZM68 182H67V183H68ZM73 182H74V183H73ZM83 182H85V181L83 180ZM95 182L93 181V183H95ZM9 183H10V182H9ZM13 183H14V182H13ZM35 183H34V184H35ZM59 183H60V182H59ZM72 183H73V184H72ZM108 183H109V184H108ZM133 183H134V181H133ZM39 184H40V183H39ZM75 184H76V183H75ZM77 184H78V183H77ZM130 184H131V183H130ZM130 184H129V186H130ZM16 185H17V184H16ZM61 185H62V184H61ZM79 185H81V184H79ZM14 186H15V185H14ZM66 186H67V184H66ZM75 186H76V187H75ZM126 186L129 187L128 185H126ZM15 187H16V186H15ZM18 187H19V186H18ZM78 187H80V186H78ZM61 188H62V187H61ZM65 188L67 189V187H65ZM87 188H89V189H87ZM124 188H125V187H124ZM8 190H9V189H7V191H8ZM85 190H87V191H85ZM10 191H11V190H10ZM10 191H8V192H10ZM14 191H16V190H14ZM78 191H80V189H79ZM127 191H128V189H127ZM8 192L5 193V194H6L5 196H4V194H3V195L0 194V240L4 239L5 236H6V235L10 232V230H11V220H12V219L10 220V218H13L12 215H15V214L18 213L19 211H20V213H23V214H24V212L26 211V208H27V209H29L30 207H34V208H36V207L39 206V205L35 204V205H36V207H35V205L33 204L34 206L32 205V206H30V207L28 208L27 205H21L20 203L18 204V203H16V202H14V201H16V200L13 201V199H15L14 197H16V196H13V194H15L16 192H13V193H12V196L7 195ZM11 192H12V191H11ZM21 192H22V191H21ZM69 192H70V191H69ZM71 192H72V191H71ZM124 192H125V191H124ZM18 193H20V191L17 192V194H18ZM128 193H129V192H128ZM10 195H11V193H10ZM30 195H32V194H30ZM30 195H29V196H30ZM114 195H115V196H114ZM6 196L10 197V199H11V197H12V199L9 200V198H8V197L6 198ZM20 196H22V195H19V197H20ZM25 196H26V195H25ZM29 196L27 195V197H29ZM73 196H74V195H73ZM108 196H110V197L107 198ZM17 197H18V196H17ZM125 197H126V196H125ZM127 197H128V196H127ZM20 198H21V197H20ZM20 198H19V199H20ZM29 198H30V197H29ZM80 198H81V199H80ZM106 198H107V199H106ZM40 199H42V197H41ZM40 199L38 200V202L40 201ZM69 199H70V198H69ZM74 199H75V198H74ZM114 199H113V200H114ZM75 200H76V199H75ZM78 200H77V201H78ZM113 200H112V201H113ZM72 201H73V200H72V196H71V201H70V202H72ZM107 201H106V202H107ZM18 202H20V201H18ZM28 202H29V203H32V202H30V201H28ZM68 202H69V201H68ZM80 202H81V203H80ZM103 202H105V201H103ZM113 202H114V201H113ZM120 202H121V201H120ZM124 202H125V201H123V203H124ZM73 203H74V202H73ZM73 203H72V204H73ZM75 203H76V205H77V202H75ZM75 203H74V204H75ZM114 203H115V202H114ZM118 203H119V202H118ZM123 203H122V205H123ZM42 204H44V203H42ZM47 204H48V202H47ZM70 204H71V203H70ZM72 204H71V205H72ZM74 204H73V205H74ZM82 204H81V205H82ZM116 204H117V203H116ZM116 204L114 205L115 207H117ZM45 205H46V204H44V205H40V206L44 207ZM49 205H50V204H48L47 206H49ZM122 205H121V207H122ZM25 206H26V208H25ZM40 206H39V208H42V207H40ZM50 206H51V205H50ZM50 206H49V209H50ZM84 206H85V205H84ZM71 207H72V206H71ZM71 207H70V208H71ZM74 207H76V206H74ZM74 207H73V208H74ZM88 207H89V206H88ZM112 207H113V206H112ZM118 207H119V206H118ZM124 207H126V206H124ZM22 208H23V209H22ZM24 208H25V209H24ZM34 208H33L32 210H34ZM58 208H60V207H58ZM58 208H56V209L58 210ZM76 208H77V207H76ZM92 208H93V207H92ZM102 208H103V206H102ZM104 208H105V207H104ZM108 208H111V207H108ZM21 209L23 210V212L21 211ZM37 209H38V208H37ZM51 209H52V208H51ZM62 209L64 210V209H66V208L64 207V208H62ZM74 209H75V208H74ZM74 209H73V211H71L72 209L70 210L69 207H68V210H70L71 212H74ZM79 209H80V207H79ZM85 209H86V208H84L83 210H85ZM96 209H98V208H94V211H97ZM100 209H101V208H100ZM100 209H99V212L102 210V209H101V210H100ZM105 209H107V207H106ZM105 209H104V210H105ZM111 209H112V208H111ZM113 209H114V208H113ZM115 209H116V208H115ZM115 209H114V210H115ZM30 210H31V209H29V213H30ZM32 210H31V211H32ZM38 210H39V212H43V211H41L40 209H38ZM38 210H36L35 212L37 213ZM53 210H54V209H53ZM53 210H52V211H53ZM66 210H67V209H66ZM75 210H76V209H75ZM80 210H81V209H80ZM104 210H103L102 212H104ZM108 210H109V209H108ZM114 210H113V212H114ZM116 210H117V209H116ZM55 211H56V210H55ZM61 211H62V210H61ZM78 211H79V210H78ZM89 211H91V210L89 209ZM110 211H111V210H110ZM71 212H70V213H71ZM87 212H88V211H87ZM92 212H93V210H92L90 213L92 214ZM105 212H106V211H105ZM115 212L119 213V209H118L117 211H115ZM29 213H27V214H29ZM33 213H34V211L32 212V214H33ZM44 213H46L45 210H44L43 214H44ZM47 213H48V212H47ZM51 213H53V212H51ZM57 213H58V212H57ZM75 213H76V212H75ZM88 213H89V212H88ZM94 213H95V212H94ZM100 213H101V212H100ZM106 213H107V212H106ZM110 213L112 214V212H110ZM37 214H38V213H37ZM43 214L40 213V214L37 215L38 217L35 216L36 219L33 218V217H31V214H30V216L27 217V220H26V219L24 220L25 222H26V221L28 222V223H26V225H25V222H24V223L22 222V220H17V218L19 219L20 217H19V216L17 217V215H16V216H15V217H17V218H15L16 223H15V221H14V224H17L16 226H18L19 222H21V224L25 225V226L22 225L23 228L28 227L29 233L31 232V230H34V231H35L34 233H35V234H38L37 237H38V238L40 237V240H42L41 242H43V243H44V242H47V241H44V238H45V237L48 238V236L50 237V236L54 235V234H52V235L49 234V232H51V233H54V232H55L56 235L60 236V238H61V237H65V238H63V239L66 240V239L69 238L68 240H70V237L73 236V234H74L75 232L78 233V235H79V234H81L79 230H81V232L84 231V229H85V231L87 230V229H86L87 225H85V223H84L85 226L82 225V221H83V219H84L83 216H87V215H86L87 213H86V214L81 213V214H79V216L76 215V217H79V218H78V219H79V222H78L77 220L72 219V218L70 219L71 221L66 222V219L64 218L65 216H67V215H68L67 217H69V216L72 217V216H73L72 213H71L72 215H70V214H68V212H67V215H64V214L62 215V216H64L62 219H60L61 216L59 217V221H60V222L58 221L57 217H56V219H57V221H56V219H55L54 217H53V219H54V220H53L51 217H47V216H48L47 214H44V215H46V216H44ZM82 214H83V216H82ZM103 214H104V213H103ZM103 214H102V215H103ZM108 214H109V212L107 213V215H108ZM50 215H51V214H50ZM92 215H93V214H92ZM94 215H96V214H94ZM23 216H24V215H23ZM23 216H22V217H23ZM32 216H34V215H32ZM53 216H55V215L53 214ZM74 217H75V216H74ZM50 218H51V219H50ZM95 218H96V217H95ZM95 218H94V219H95ZM115 218H116V217H115ZM115 218H113V220H114ZM75 219H76V218H75ZM94 219H92V220H94ZM106 219H107V218H106ZM109 219L111 220L112 218H110V216H109L108 219H107V220H108V221H107V224L105 223L106 226H105V225H104V226L107 227V228H110V230H109L110 232L108 231L109 233L107 232V234H106V233L104 232V233H102V234H106L107 236L109 235L110 238H115V239H114V242H115V241L118 240V239H116V238L119 237V235H118V234H115V233H117V232H116L117 229H116V226L114 225V223H115V220L118 221V219H115L114 221H109ZM124 219H125V218H124ZM104 220H105V219H104ZM55 221L58 222V223H56ZM17 222H18V223H17ZM95 222H97V220H96ZM98 222H100V221H98ZM116 223H117V222H116ZM27 224H28V225H27ZM56 224H57V225H56ZM96 225H97V224H96ZM100 225H101V224H100ZM58 226H59V228H56V227H58ZM82 226H83V227H82ZM98 226H99V225H98ZM14 227H15V226H13V228H14ZM19 227H20V226H19ZM19 227H18V228H19ZM114 227H115V228H114ZM117 227H118V226H117ZM15 228H16V227H15ZM18 228H16V229H18ZM50 228L53 229V230H50ZM54 228H56L57 231H54ZM82 228H83V229H82ZM95 228H96V227H95ZM26 230H27V228H26ZM26 230H25V231H26ZM47 230H50V231H47ZM114 230H115V231H114ZM13 231H15V230H13ZM19 231H20V230H19ZM25 231H24L23 234H25ZM45 231H47V234L44 233ZM53 231H54V232H53ZM74 231H75V232H74ZM16 232H17V230H16ZM36 232H37V233H36ZM73 232H74V233H73ZM114 232H115V233H114ZM10 233H11V232H10ZM17 233H19V232H17ZM26 233L28 234V232H26ZM76 233H75V234H76ZM35 234H34V235H35ZM75 234H74V236H76L77 239H79V240L81 239V240H82V238H79V236H78V235H75ZM102 234L100 233V235H102ZM32 235H33V234H32ZM46 235H48V236H46ZM68 235H69V236H68ZM82 235L84 236V234H82ZM114 235H117V236L114 237ZM120 235L122 236L123 234H120ZM18 236H19V235H18ZM25 236H27V235H25ZM44 236H45V237H44ZM58 236H57V237H58ZM83 236H82V237H83ZM97 236H98V235H97ZM102 236H103V235H102ZM66 237H67V238H66ZM85 237H86V233H85ZM99 237H100V236H98V238H99ZM109 237H108V238H109ZM17 238H18V237H17ZM26 238H27V237H26ZM41 238H42V239H41ZM73 238H74V237H73ZM106 238H107V237H106ZM108 238H107V239H108ZM45 239H46V238H45ZM52 239H53V238H52ZM63 239H62V241H63ZM100 239H103V237H102V238L100 237ZM107 239H106V241H104V240L102 241V244L104 243V244H103L104 247L107 248V249L105 248L106 250H109L108 247H109L111 244H112L113 246H114V245H115V246L117 245L116 247L118 248V249H117V248L115 247L116 250H114L115 248H114L113 246L110 247V251L107 252L108 255H110V256H112V257H113V256H116L117 253L115 254V253H114L115 251L118 252V253L121 252L120 254H122V250L119 252V250H120L119 248H120V244L123 243V238H122V239L120 238L117 242H115V244H114L113 240H109V241H107ZM50 240H51V239H50ZM50 240H49V241H50ZM54 240H57V238L54 239ZM59 240H60V239H59ZM74 240H75V239H74ZM83 240H84V238H83ZM83 240H82V241H83ZM95 240H96V239H95ZM98 240H99V239H98ZM120 240H122V241H120ZM71 241H72V239H71ZM111 241H112L113 243H111ZM119 241H120L121 243L118 244ZM55 242H57V241H55ZM55 242H54V243H55ZM63 242L65 243L66 241H63ZM77 242H78V241H77ZM80 242H81V241H80ZM94 242H95V244H96L97 241H94ZM98 242H99V241H98ZM106 242H107V244H106ZM54 243H53V244H54ZM109 243H110V244H109ZM124 243H125V242H124ZM45 244H46V243H45ZM45 244H44V245H45ZM56 244H57V243H56ZM59 244H60V243H59ZM97 244H98V243H97ZM106 245H107V246H106ZM118 245H119V247H118ZM17 246H18V245H17ZM66 246H67V244H66ZM69 246H70V245H69ZM95 246H96V245H95ZM98 246H99V245H97V247H98ZM100 246H101V245H100ZM121 246H122V244H121ZM19 247H20V246H19ZM99 249H100V248H99ZM112 250H113L114 255H112V253L109 254L110 252H112ZM117 250H118V251H117ZM8 251H10V250H8ZM94 252H95V251H94ZM94 252H92V253H94ZM98 252L100 253V251H98ZM5 254H6V253H5ZM9 254H10V253H9ZM90 254H91V253H90ZM95 254H97V253H95ZM104 254H105V253H104ZM2 255H3V254H2ZM77 255H78V254H77ZM80 255H81V254H80ZM101 255H102V254H101ZM101 255H100V256H101ZM108 255H106V256H108ZM117 255H119V254H117ZM9 256H10V255H9ZM110 256H108V258H109ZM54 257H56V256L53 255V259H55ZM83 257H86V256H83ZM97 257H99V256H97ZM101 257H104V256H101ZM36 258H39V257H36ZM46 258H48V257H46ZM56 258H57V257H56ZM29 259H30V258H29ZM39 259H40V258H39ZM44 259H45V258H44ZM44 259H43V260H44ZM48 259H49V258H48ZM78 259H80V258H78ZM0 260L3 261V258H1ZM4 260H5V259H4ZM14 260H15V259H14ZM32 260H33V259H32ZM32 260H31V262H32ZM34 260H35V258H34ZM55 260H57V259H55ZM23 261H24V260H23ZM50 261H51V260H50ZM50 261H49V262H50ZM58 261H60V260H58ZM75 261H76V259H75ZM113 261H114V258H113ZM113 261H112V262H113ZM11 262H12V261H11ZM14 262H15V261H14ZM34 262H35V261H34ZM70 262H71V261H70ZM79 262H80V261H79ZM35 263H36V262H35ZM52 263H55V262H52ZM56 263H57V262H56ZM71 263H72V262H71ZM9 264H12V263H9ZM33 264H34V263H33ZM85 264H86V263H85Z\"/></svg>",
  "mask_w": 264,
  "mask_h": 264
}]
</instances>
